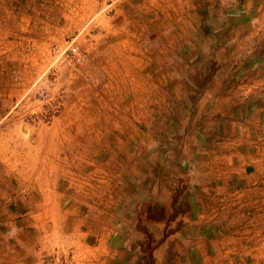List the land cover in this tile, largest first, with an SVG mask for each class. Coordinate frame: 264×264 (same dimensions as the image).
Returning a JSON list of instances; mask_svg holds the SVG:
<instances>
[{
	"label": "rangeland",
	"instance_id": "374dc122",
	"mask_svg": "<svg viewBox=\"0 0 264 264\" xmlns=\"http://www.w3.org/2000/svg\"><path fill=\"white\" fill-rule=\"evenodd\" d=\"M153 49L170 51L147 66L166 88L150 89L122 65H145V51ZM263 74L264 0H0V196L15 203L11 220L24 219L19 209L39 197L44 207L58 200L59 208L75 211L70 218L100 219L120 231L107 254L92 249L91 262L200 264L193 235L187 243L177 235L193 221L184 215L189 205L177 199L183 181L179 187L164 178L170 153L161 148V165L154 164L146 123L135 122L144 133L140 142L126 141L119 123L131 112L146 117L156 102L166 108L163 90L185 91L194 103L208 86L207 103L233 87L238 98L247 89L249 99L258 84L241 89L244 81ZM156 137L163 139L155 130ZM57 146L52 160L44 156ZM254 186L258 198L250 209L241 206L235 231L213 246L218 264H264V182ZM166 187L171 199L162 197ZM229 231L216 225L205 243ZM50 262L75 264L73 247L43 251L40 264Z\"/></svg>",
	"mask_w": 264,
	"mask_h": 264
},
{
	"label": "crops",
	"instance_id": "0c3cea01",
	"mask_svg": "<svg viewBox=\"0 0 264 264\" xmlns=\"http://www.w3.org/2000/svg\"><path fill=\"white\" fill-rule=\"evenodd\" d=\"M145 52V65L135 68L128 64L122 65H125L128 71H133L132 76L135 78L136 75V80L146 81L150 89L154 85L158 88L164 87L166 83L153 79V74L150 73L154 71L147 66L159 62L161 55L169 56L170 51L166 49L165 53L164 51L156 53L153 49ZM144 67L146 73L142 75ZM127 69L124 71L121 66L117 70L127 72ZM125 79L121 78L122 86ZM249 83L258 84L252 94L254 97L250 96V100L247 89L242 90L240 92L242 96L238 98L233 87L228 88L226 93L221 92L209 97L207 103L203 101L205 98L203 93L208 86L194 103L191 102V97L186 96L185 91H181L179 95H172L170 90H163L160 95L161 100L168 102L166 108L158 106L159 102H156L155 106L158 109L152 108L150 110L152 112L147 113L146 117L131 112L123 115L125 117L119 123L120 134L126 141L136 142L142 141L140 138L144 133L140 132L135 122L142 120L146 123L150 131V134L147 133L149 136L147 142L151 145H147V148L153 149L151 155L154 164L157 162L161 165L155 159L157 151L161 148L170 153L167 164L163 163V169L169 167L168 171L164 170V178L169 184L176 181L179 187L183 181L184 188L181 186L178 189L177 199L180 203L189 205L188 209L185 208L184 215H190L193 221L180 227L177 235L180 241L185 239V243L187 239L192 240L193 237L191 243L196 244L192 245L193 253L198 257L197 262L200 264L211 260L214 256L213 246L230 237L235 231L236 221L242 217L241 206L250 209L258 198V188L254 184L264 182V74L257 78L249 77L241 89L244 86L248 88ZM174 85L180 89V84ZM211 85L218 86L220 90L219 83ZM177 100L180 106L171 107ZM147 102L150 105L151 102L149 100ZM155 130L163 139L152 138ZM124 140L120 141L121 144ZM139 145L136 146L137 150ZM58 148L57 146L51 151L46 148L43 151L44 156L50 158L54 151L58 154ZM41 156L37 164L43 167L45 159ZM116 163L121 165L120 167L124 165L122 160ZM236 187H240L238 196L232 195L234 190L238 191ZM172 193L171 188L166 187L162 197L168 196L171 199ZM233 198L237 201L229 202L234 200ZM19 201H22L20 197ZM55 201L54 206L44 207L42 198L39 197L33 200L31 208L26 209L25 205H22L26 210L19 209L16 215H22L24 219L12 221L9 209H13L15 203H5V199L0 196V264H40V255L43 251H57L59 248L69 246L73 247L75 264H106V258L101 260L100 257L98 261L91 262V251L99 248L104 249V253L107 254V244L112 243L114 235L120 231L113 226H102L100 219L92 221L84 215L82 218H70L74 216L75 211L61 209L58 207V200ZM8 204L12 205L7 211L5 206ZM164 210H170V207L166 209L164 204ZM149 214L155 215L152 210ZM208 220L212 223V231L206 233L203 224ZM81 225L83 229L79 227ZM216 225L220 229L229 228L230 231L222 236L220 234L216 236L217 241L214 240L216 243L206 244L205 240L215 231ZM105 228L108 232L107 230L103 232ZM213 259L212 262L218 264V260ZM226 262L233 264L231 259Z\"/></svg>",
	"mask_w": 264,
	"mask_h": 264
},
{
	"label": "bare ground",
	"instance_id": "6f19581e",
	"mask_svg": "<svg viewBox=\"0 0 264 264\" xmlns=\"http://www.w3.org/2000/svg\"><path fill=\"white\" fill-rule=\"evenodd\" d=\"M70 134V133H69ZM66 136V135H65ZM68 138V137H67ZM81 141V140H80ZM82 142V141H81ZM75 143H76V140H75ZM67 149H68V147H67ZM44 151V150H43ZM70 151V150H69ZM43 154H44V152H43ZM48 155V154H47ZM49 156V155H48ZM41 164H42V161H41Z\"/></svg>",
	"mask_w": 264,
	"mask_h": 264
},
{
	"label": "built area",
	"instance_id": "2783aa9c",
	"mask_svg": "<svg viewBox=\"0 0 264 264\" xmlns=\"http://www.w3.org/2000/svg\"><path fill=\"white\" fill-rule=\"evenodd\" d=\"M49 264H53L52 262H50Z\"/></svg>",
	"mask_w": 264,
	"mask_h": 264
}]
</instances>
